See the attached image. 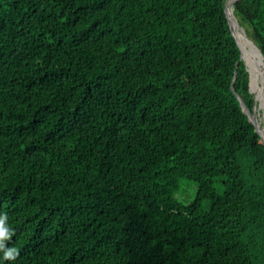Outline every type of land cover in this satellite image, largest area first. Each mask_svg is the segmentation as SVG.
I'll return each instance as SVG.
<instances>
[{"label":"trees","instance_id":"16d2710c","mask_svg":"<svg viewBox=\"0 0 264 264\" xmlns=\"http://www.w3.org/2000/svg\"><path fill=\"white\" fill-rule=\"evenodd\" d=\"M227 1L0 0L2 264H264V144L239 97L261 115ZM234 12L264 70V0Z\"/></svg>","mask_w":264,"mask_h":264},{"label":"water","instance_id":"95a60500","mask_svg":"<svg viewBox=\"0 0 264 264\" xmlns=\"http://www.w3.org/2000/svg\"><path fill=\"white\" fill-rule=\"evenodd\" d=\"M237 0H228L227 1V5H226V12H227V15H228V19H229V24H230V27L232 29V32L234 34V37L238 43V46L240 47V50H241V57L242 59L246 62L247 66H248V63H247V60L243 54V49H242V45H241V41L239 39V35H240V28L242 29V31L245 33V35L247 36V33H246V30L244 27H242L238 21V18L234 12L235 10V3H236ZM240 27V28H239ZM248 38V37H247ZM248 40L250 41V43H252L251 39L248 38ZM252 45H254L252 43ZM260 68V66L258 67V69ZM250 70V68H249ZM250 83H251V87L253 89V92L255 93V99H256V105H258V108L259 106L261 107V103H262V99L260 98V93L259 91L257 90V86H256V82L255 80H253V77H252V73H251V70H250ZM262 89H264V84L261 86ZM255 89V90H254ZM263 99H264V96H263ZM239 101L243 107V109L247 112V115L249 117V119L252 121V123L254 124L256 130L258 131L259 135H260V140L261 142L264 144V124L261 125V122L260 120H258L257 117H255L254 115H252L248 108L246 107V105L243 103V101L241 100V98L239 97ZM260 109V108H259Z\"/></svg>","mask_w":264,"mask_h":264},{"label":"bare ground","instance_id":"6f19581e","mask_svg":"<svg viewBox=\"0 0 264 264\" xmlns=\"http://www.w3.org/2000/svg\"><path fill=\"white\" fill-rule=\"evenodd\" d=\"M240 31L241 32L239 35V39L241 41L243 54L247 60L248 67L251 70L253 80H255V82H256L257 90L261 94L260 98L263 100L261 103V106L263 107L264 106V99H263L264 89L261 88V86H262L261 83H264V71L262 73H260V70H259L260 68L258 69L259 60L257 59L256 56L253 55V48L252 47L249 48L250 43H248L247 40L245 39V35L242 33L243 32L242 29ZM263 123H264V120L261 121V125Z\"/></svg>","mask_w":264,"mask_h":264},{"label":"rangeland","instance_id":"374dc122","mask_svg":"<svg viewBox=\"0 0 264 264\" xmlns=\"http://www.w3.org/2000/svg\"><path fill=\"white\" fill-rule=\"evenodd\" d=\"M241 30V28H240ZM244 35L245 33L242 32ZM245 39L247 40L248 43H250V41L248 40L247 36L245 35ZM252 47L253 48V55L257 57V59L259 60V66H260V73H262L264 70L262 69V63L261 60L258 56V54L255 51V47L254 45H252V43H250L249 48ZM264 83H261V85H263ZM264 107V106H263ZM262 106H259V110H260V122L262 120H264V108ZM264 124V123H263ZM262 124V125H263ZM218 189L221 191L222 188L220 186H218ZM197 191V183L193 180H190L188 178H182L181 180V186L180 189L178 190V192L176 193V197L179 201L183 202V203H188L190 202V200L195 196ZM205 208H207V205L205 204Z\"/></svg>","mask_w":264,"mask_h":264},{"label":"clouds","instance_id":"9594fccd","mask_svg":"<svg viewBox=\"0 0 264 264\" xmlns=\"http://www.w3.org/2000/svg\"><path fill=\"white\" fill-rule=\"evenodd\" d=\"M6 219V216L0 215V248L4 247L3 241L11 236V232L6 224ZM17 255L18 252L15 248H7L4 251L5 259H15ZM0 264H2V261H0Z\"/></svg>","mask_w":264,"mask_h":264}]
</instances>
